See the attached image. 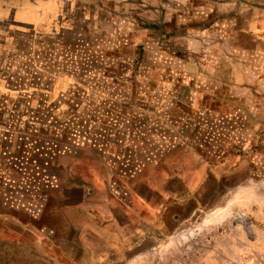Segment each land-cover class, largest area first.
Wrapping results in <instances>:
<instances>
[{"label": "rangeland", "instance_id": "rangeland-1", "mask_svg": "<svg viewBox=\"0 0 264 264\" xmlns=\"http://www.w3.org/2000/svg\"><path fill=\"white\" fill-rule=\"evenodd\" d=\"M216 1L59 0L51 25L12 27L11 44L0 43V264H264V88L241 92L196 123L171 116L178 99L200 97L191 71L177 74L170 39L212 22L218 12L196 13H208ZM34 3L51 12L47 2L0 0V22L16 10V22L35 21ZM165 15L168 38L159 47V30L147 26ZM240 43L249 45L246 38ZM35 57L43 60L39 66ZM114 102L125 104L132 119L126 153L134 164L112 163ZM210 103L195 101L194 116ZM178 162L202 165L208 174L199 188L201 212L175 234L110 244L78 213L82 194L67 191L80 177L85 214L97 213L112 193L141 190L142 179L171 173L162 164ZM193 206L186 205L189 213ZM209 219L216 222L207 225ZM107 246L109 256L98 259Z\"/></svg>", "mask_w": 264, "mask_h": 264}, {"label": "crops", "instance_id": "crops-1", "mask_svg": "<svg viewBox=\"0 0 264 264\" xmlns=\"http://www.w3.org/2000/svg\"><path fill=\"white\" fill-rule=\"evenodd\" d=\"M35 1L51 3V12L48 11V7L40 8L34 3L36 8L33 11L38 14L35 21L16 22L17 10L11 19H8L9 14H7L0 22V30L6 33L0 34V43L7 44V40L14 36L11 34L14 31L12 27H44L56 21L59 0H47V3L43 0ZM214 5L208 9V13H196L201 18L204 15L209 17L213 12L219 13V16L209 22L207 26L192 29L188 35L170 39L173 46L168 48L169 52L176 58L181 69V71H177V74L181 75L191 71L188 76L192 77V85L197 87L196 92L200 97L197 100H191L190 103L178 99L174 105L178 106L179 112L171 115L174 118H182V115H187L191 121L195 122L194 120L201 117L202 113L204 116L213 114L211 110H214L215 106L218 107L217 101L220 104L223 102L221 106H224L225 103L230 105L236 102L233 97H239L241 92L255 91L257 92L255 94L258 95L260 88H264V4L258 5L254 2L252 5H246L247 8H245L244 4L239 1L229 3L226 0H217ZM235 10L236 17L229 18L228 13ZM167 23L165 15L157 23L152 22L147 26L159 27V47H165L163 44L164 40L168 38L166 36L168 33L165 30ZM22 36H27V34H22ZM241 38H246L249 45L244 46L243 43H240ZM256 87H258V91ZM228 88L232 91V97L226 94L230 90ZM225 89H227L226 93H224ZM129 93L132 95V92ZM195 101H199L203 105H207L210 101L212 103L207 106V112H196V116H194ZM127 113L125 104L117 102L112 104V134L115 132L116 137L112 138V143L109 145L115 149L116 156L112 154V163L115 164L120 163L119 161L122 165L135 163L134 154L126 153L127 147L132 148V144L128 146V140L133 138L131 130H129V123L132 119ZM232 114L230 111L222 113L220 119L227 120ZM191 121L187 120L189 124ZM136 128L140 132L141 138L142 126H136ZM190 128L191 125L188 130ZM135 130L132 129V132ZM120 139H124V143L120 142ZM110 146L107 145V148L101 150L102 153L109 150ZM98 153H100L99 149L95 154ZM125 154L127 157H124V161H122L123 158L120 159L118 156L123 157ZM136 161L140 162V165L145 162L142 159H136ZM162 166L170 170L171 173H158L157 179L148 177L142 179L140 181L141 190L134 187L133 191L124 194L112 193V196L105 201L106 206L100 204V210L97 213L85 214V211L88 210L85 204L87 186L85 182L82 183L83 180L80 177L76 176V180L74 179L67 191L82 194V199L76 203V207H80L78 213L82 215V219H91L101 229V233H105L107 238H111L110 244L122 242L121 238L125 241L131 237L142 240L148 235L175 234L201 212L200 203L202 202L199 199V188L205 184L208 170L203 175L202 171L205 169L202 165L194 166L189 162L173 163L170 166L162 164ZM66 196L69 197V195ZM190 204L194 206L189 213L186 205ZM103 207H106L108 211L105 212L106 208ZM87 222L89 223V221ZM79 227L82 228L81 225ZM16 228L17 230L14 232L21 234L22 226L18 221H16ZM23 229H25L24 226ZM79 236H81V231ZM78 242L81 243V241ZM109 247L107 246L104 251L99 252L98 259L105 260L109 256ZM76 248L81 251L86 249L85 245ZM78 257L82 260L80 256Z\"/></svg>", "mask_w": 264, "mask_h": 264}, {"label": "flooded vegetation", "instance_id": "flooded-vegetation-1", "mask_svg": "<svg viewBox=\"0 0 264 264\" xmlns=\"http://www.w3.org/2000/svg\"><path fill=\"white\" fill-rule=\"evenodd\" d=\"M20 28V27H19ZM35 28H37V27H35ZM15 38V37H14ZM13 37L12 38H9V40H7V44L8 43H10L11 44V41H12V39H14ZM35 41H36V37H32ZM34 41V42H35ZM41 57H43V56H41ZM39 62H43V60H41L40 58H37V57H35L34 58V63L36 64V65H38L39 66ZM39 68H41L42 69V66H40ZM38 69V68H37ZM37 71V70H36Z\"/></svg>", "mask_w": 264, "mask_h": 264}, {"label": "bare ground", "instance_id": "bare-ground-1", "mask_svg": "<svg viewBox=\"0 0 264 264\" xmlns=\"http://www.w3.org/2000/svg\"><path fill=\"white\" fill-rule=\"evenodd\" d=\"M241 196V195H240ZM235 199V198H234ZM235 203V202H234ZM223 212V211H222ZM221 214V213H220ZM223 214V213H222ZM215 215H217V214H215ZM225 215V214H224ZM224 215H219V216H221V218L223 219V218H225V216ZM218 216V217H219ZM213 217H214V215H213ZM215 218H217V217H215ZM220 218V217H219ZM218 219V218H217ZM219 220V219H218ZM222 221V220H221ZM216 222V220L215 219H209V221L208 222H206V224L208 225V224H213V223H215Z\"/></svg>", "mask_w": 264, "mask_h": 264}, {"label": "trees", "instance_id": "trees-1", "mask_svg": "<svg viewBox=\"0 0 264 264\" xmlns=\"http://www.w3.org/2000/svg\"><path fill=\"white\" fill-rule=\"evenodd\" d=\"M151 28H154V29H157V30L159 29V27H158V26H151ZM216 104H218V105H219V104H220V103H219V101H217V103H216Z\"/></svg>", "mask_w": 264, "mask_h": 264}]
</instances>
